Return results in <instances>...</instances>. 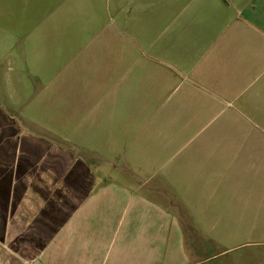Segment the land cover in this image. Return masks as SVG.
<instances>
[{
	"label": "crops",
	"instance_id": "0c3cea01",
	"mask_svg": "<svg viewBox=\"0 0 264 264\" xmlns=\"http://www.w3.org/2000/svg\"><path fill=\"white\" fill-rule=\"evenodd\" d=\"M72 1L0 49V264H145L162 216L183 256L164 188L224 162L205 158L209 138L173 182L147 186L151 163L203 113L230 106L264 128V0Z\"/></svg>",
	"mask_w": 264,
	"mask_h": 264
},
{
	"label": "rangeland",
	"instance_id": "374dc122",
	"mask_svg": "<svg viewBox=\"0 0 264 264\" xmlns=\"http://www.w3.org/2000/svg\"><path fill=\"white\" fill-rule=\"evenodd\" d=\"M60 2L0 0V49L15 40L12 36L19 28L38 27L41 12L72 10H67L71 8L72 0ZM53 19L60 20L57 16ZM103 20L101 18V23ZM187 83L178 78L177 92L169 100L174 101L182 94ZM144 100L146 98H132L129 104H142ZM162 101L160 98L154 104L160 105L164 103ZM235 111L229 106L203 113L198 125L181 135L183 142L171 146L161 160L151 163V170L158 168L160 171L147 186L168 179L173 182L174 178L167 175L198 167L192 152L200 142L212 138L214 142L204 146L205 158L211 162L215 159L223 161L225 174L210 178H175L173 190L164 188L170 200L163 198L162 208L174 212L181 222L183 240L178 248L183 247V256L178 251L175 254L177 241L172 237L171 218L162 216L160 229L155 232L159 234L158 238L156 235L145 236V264H264V128L256 127L258 123H254L248 113ZM150 119L151 115L148 117L146 113L145 120ZM129 132L128 139L132 142L134 136L131 133L136 130L129 129ZM229 139L239 141H227ZM240 139L251 141L241 144ZM224 140L225 144H221ZM133 147V144L129 145L128 158L133 156ZM109 161L114 165V172L120 168L133 170L129 159L110 158ZM133 183L127 180V184ZM178 212L182 216H178Z\"/></svg>",
	"mask_w": 264,
	"mask_h": 264
}]
</instances>
